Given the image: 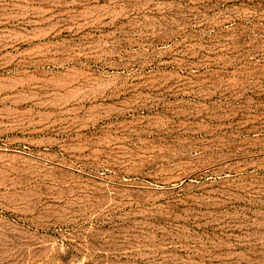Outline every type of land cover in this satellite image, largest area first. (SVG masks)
Here are the masks:
<instances>
[{
    "label": "rangeland",
    "instance_id": "rangeland-1",
    "mask_svg": "<svg viewBox=\"0 0 264 264\" xmlns=\"http://www.w3.org/2000/svg\"><path fill=\"white\" fill-rule=\"evenodd\" d=\"M0 264H264V0H0Z\"/></svg>",
    "mask_w": 264,
    "mask_h": 264
}]
</instances>
